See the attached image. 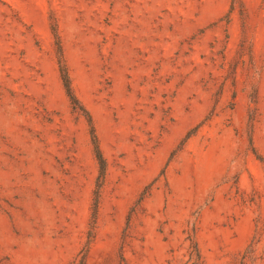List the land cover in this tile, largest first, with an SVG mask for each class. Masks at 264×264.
Segmentation results:
<instances>
[{"label": "rangeland", "instance_id": "obj_1", "mask_svg": "<svg viewBox=\"0 0 264 264\" xmlns=\"http://www.w3.org/2000/svg\"><path fill=\"white\" fill-rule=\"evenodd\" d=\"M0 264H264V0H0Z\"/></svg>", "mask_w": 264, "mask_h": 264}, {"label": "trees", "instance_id": "obj_2", "mask_svg": "<svg viewBox=\"0 0 264 264\" xmlns=\"http://www.w3.org/2000/svg\"><path fill=\"white\" fill-rule=\"evenodd\" d=\"M54 31H55L56 37L58 38L56 30H54ZM59 51H60V53H59V60L58 61H59V65H60V74H61V79L63 81V85L65 87L66 94L68 95L70 102L75 109L83 110V111H85V113H87V115H89L87 110L84 108L83 104L81 103V101L79 100V98L76 96V94L74 92L71 77H70L68 68L65 64L60 44H59ZM89 121H90V123H92L90 116H89ZM90 133H91V139H92V143H93V147H94V153H95V156L97 158L98 165H99V175H98V179H97V188L95 190V202H94V215H96L98 207H99L101 189L103 187L105 177H106L107 161H106V159L103 155V152L100 148L99 140H98L97 134L95 132L94 126H91V132Z\"/></svg>", "mask_w": 264, "mask_h": 264}]
</instances>
